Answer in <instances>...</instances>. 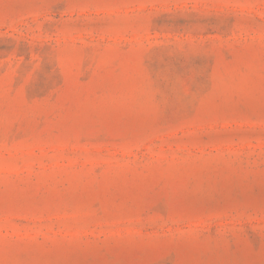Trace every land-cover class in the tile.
I'll return each instance as SVG.
<instances>
[{
    "label": "rangeland",
    "instance_id": "1",
    "mask_svg": "<svg viewBox=\"0 0 264 264\" xmlns=\"http://www.w3.org/2000/svg\"><path fill=\"white\" fill-rule=\"evenodd\" d=\"M0 264H264V0H0Z\"/></svg>",
    "mask_w": 264,
    "mask_h": 264
}]
</instances>
